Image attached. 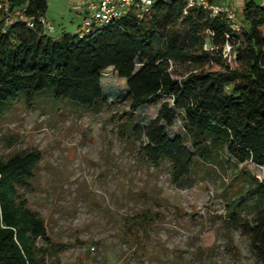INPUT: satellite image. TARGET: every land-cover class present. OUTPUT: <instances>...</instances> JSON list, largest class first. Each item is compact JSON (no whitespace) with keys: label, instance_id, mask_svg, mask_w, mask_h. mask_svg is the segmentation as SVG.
<instances>
[{"label":"trees","instance_id":"obj_1","mask_svg":"<svg viewBox=\"0 0 264 264\" xmlns=\"http://www.w3.org/2000/svg\"><path fill=\"white\" fill-rule=\"evenodd\" d=\"M0 1L33 23L16 22L4 32L0 20V115L20 101L32 110L46 96L100 113L111 106L102 75L113 69L126 81L128 103L127 110L115 113L113 125L139 141L153 165L169 162L175 185L191 186L200 165L223 157L236 166L264 167V6L255 0L240 5L242 40L240 28L232 31L225 15L211 18L199 8L185 14L180 1L156 2L143 18L130 11L84 37L74 32L59 38L40 23L47 0ZM227 43L235 56L230 63L223 52ZM173 64L186 66L181 80L173 78ZM163 98L174 106L164 102L154 120L136 123L137 111ZM176 111L183 113L185 134L170 138L166 129L175 124ZM41 160L38 151L0 159V264H48L40 240L47 248L65 249L51 240L42 218L19 196V189L30 187ZM248 180L252 187L232 201L224 224L239 230L264 264V178ZM247 196L254 197L252 218L236 213Z\"/></svg>","mask_w":264,"mask_h":264},{"label":"rangeland","instance_id":"obj_2","mask_svg":"<svg viewBox=\"0 0 264 264\" xmlns=\"http://www.w3.org/2000/svg\"><path fill=\"white\" fill-rule=\"evenodd\" d=\"M48 2L46 20L54 29L53 38L76 32L84 18L91 17L87 0ZM241 2L235 1L240 40L245 31ZM255 2L264 6V0ZM171 72L181 80L187 68L173 64ZM101 83L111 106L100 113L46 96L32 110L20 101L0 115V159L42 154L30 187L19 189V196L42 218L51 240L65 247L47 248L40 240L47 263L263 264L249 240L224 222L232 201L252 187L248 176L262 182L264 167L236 166L223 157L200 165L191 186L175 185L169 162L150 163L140 142L127 139L120 125L112 123L118 110L128 109L126 81L109 69ZM164 102L174 106L163 98L137 111L136 123L146 126ZM176 112L175 124L166 129L170 138L185 134L183 113ZM253 200L245 197V206L236 213L252 218Z\"/></svg>","mask_w":264,"mask_h":264},{"label":"built area","instance_id":"obj_3","mask_svg":"<svg viewBox=\"0 0 264 264\" xmlns=\"http://www.w3.org/2000/svg\"><path fill=\"white\" fill-rule=\"evenodd\" d=\"M180 1L185 4V14L189 9L199 8L208 12L211 18L225 15L229 27L232 31H238V18L235 9V0H90L87 4L88 13L91 17H85L83 23L76 31L80 37H84L92 33L96 26L110 24L118 21L133 11L138 17L143 18L150 13L152 6L156 2H172ZM0 20L4 23V32L6 29L16 22L26 21L23 11L10 7L5 1H0ZM27 25L33 27V23L27 20ZM41 25L46 31L51 33L54 29L45 19L40 20ZM228 37V36H227ZM207 48V47H206ZM232 46L227 43L224 50L226 56L230 58V62L235 58L232 54Z\"/></svg>","mask_w":264,"mask_h":264},{"label":"crops","instance_id":"obj_4","mask_svg":"<svg viewBox=\"0 0 264 264\" xmlns=\"http://www.w3.org/2000/svg\"><path fill=\"white\" fill-rule=\"evenodd\" d=\"M88 2L90 1V0H87ZM236 1V0H235ZM243 1V0H242ZM47 2H48V0H47ZM240 5H241V3H240ZM48 7H49V2H48ZM47 11H48V9H47ZM46 15H47V13H46ZM80 26H81V24H80ZM79 26V27H80ZM62 34H64V32H61V33H59V35H57V37H54V38H59L60 36H62Z\"/></svg>","mask_w":264,"mask_h":264}]
</instances>
